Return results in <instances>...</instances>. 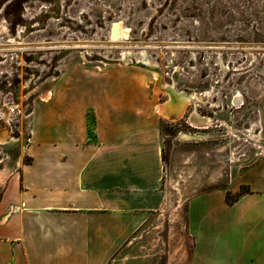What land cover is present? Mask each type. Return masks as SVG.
I'll return each mask as SVG.
<instances>
[{
	"label": "rangeland",
	"instance_id": "374dc122",
	"mask_svg": "<svg viewBox=\"0 0 264 264\" xmlns=\"http://www.w3.org/2000/svg\"><path fill=\"white\" fill-rule=\"evenodd\" d=\"M109 67L140 72L158 105L166 85L199 95L181 118L162 115L167 205L110 264H189L188 199L264 159V0H0V91L16 104L0 157L24 153L30 112L63 75ZM195 109L209 127L191 123Z\"/></svg>",
	"mask_w": 264,
	"mask_h": 264
},
{
	"label": "crops",
	"instance_id": "0c3cea01",
	"mask_svg": "<svg viewBox=\"0 0 264 264\" xmlns=\"http://www.w3.org/2000/svg\"><path fill=\"white\" fill-rule=\"evenodd\" d=\"M160 105L134 69L63 75L0 157V264H110L167 205ZM187 231L189 264H264V159L191 196Z\"/></svg>",
	"mask_w": 264,
	"mask_h": 264
},
{
	"label": "bare ground",
	"instance_id": "6f19581e",
	"mask_svg": "<svg viewBox=\"0 0 264 264\" xmlns=\"http://www.w3.org/2000/svg\"><path fill=\"white\" fill-rule=\"evenodd\" d=\"M129 35V28L125 25H123V22H115V26L113 28V42H121L122 38H127ZM128 39V38H127ZM131 52V51H130ZM146 64V63H144ZM152 71V70H151ZM153 73L155 75V79L159 82L161 79L160 74L157 71L153 70ZM166 90L170 94V98L165 103L161 104L158 109L159 112L166 116L171 117L173 119H179L183 116L187 104L190 103V101L199 98L198 93H192L188 94L184 91H177L173 85H166ZM206 96H210L211 92L206 91L204 92ZM191 123L196 127H204L207 128L212 124V118L209 116H202L198 113V111L195 109L191 113L190 117Z\"/></svg>",
	"mask_w": 264,
	"mask_h": 264
},
{
	"label": "built area",
	"instance_id": "2783aa9c",
	"mask_svg": "<svg viewBox=\"0 0 264 264\" xmlns=\"http://www.w3.org/2000/svg\"><path fill=\"white\" fill-rule=\"evenodd\" d=\"M16 109V104L14 102H5V97L0 91V123L6 121V123L11 124V114L14 113ZM9 118V120H7Z\"/></svg>",
	"mask_w": 264,
	"mask_h": 264
},
{
	"label": "trees",
	"instance_id": "16d2710c",
	"mask_svg": "<svg viewBox=\"0 0 264 264\" xmlns=\"http://www.w3.org/2000/svg\"><path fill=\"white\" fill-rule=\"evenodd\" d=\"M89 124H90V128H91V132H92V129H93V125H94V120L91 122V120H90V122H89ZM244 191L242 190L240 193H243ZM227 199L230 201V202H232V201H234V199H232V198H230L229 197V192L227 193Z\"/></svg>",
	"mask_w": 264,
	"mask_h": 264
},
{
	"label": "water",
	"instance_id": "95a60500",
	"mask_svg": "<svg viewBox=\"0 0 264 264\" xmlns=\"http://www.w3.org/2000/svg\"><path fill=\"white\" fill-rule=\"evenodd\" d=\"M114 26H115V23H113V25H112L111 36L113 35V28H114Z\"/></svg>",
	"mask_w": 264,
	"mask_h": 264
}]
</instances>
